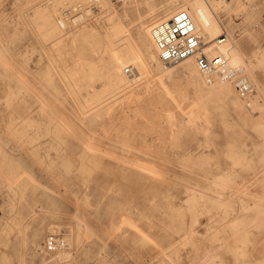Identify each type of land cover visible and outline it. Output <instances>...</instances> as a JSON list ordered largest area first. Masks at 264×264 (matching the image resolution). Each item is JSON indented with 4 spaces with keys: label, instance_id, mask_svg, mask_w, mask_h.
I'll return each mask as SVG.
<instances>
[{
    "label": "rangeland",
    "instance_id": "obj_1",
    "mask_svg": "<svg viewBox=\"0 0 264 264\" xmlns=\"http://www.w3.org/2000/svg\"><path fill=\"white\" fill-rule=\"evenodd\" d=\"M140 1L0 0V264H264V0L219 16L256 85L241 111L197 95L187 61L110 48L112 16L135 39L189 0ZM112 51L134 82L109 84Z\"/></svg>",
    "mask_w": 264,
    "mask_h": 264
},
{
    "label": "bare ground",
    "instance_id": "obj_2",
    "mask_svg": "<svg viewBox=\"0 0 264 264\" xmlns=\"http://www.w3.org/2000/svg\"><path fill=\"white\" fill-rule=\"evenodd\" d=\"M239 1L240 0H234L235 5H232V4L225 5L218 0H204V2L198 1V0H189V1L184 2V3L165 2L159 7L161 9L158 12H156L155 14H152V16L154 15L153 17H157L156 20L159 21L162 19L163 20L170 19V17L175 12L180 11V10L187 11L190 14V16L194 22L195 27L200 32V34L203 36V40H205L204 41L205 42V49H206L208 55L210 57H213L214 55L221 54L228 59V63L225 66L221 67L217 71H212V70L211 71H202L199 68V66L197 65V63L195 66V64L193 63V57L194 56H192V57H188V58L181 60V61H187V63L184 64L183 67H181L183 74L188 77L189 83L193 86L194 91L203 100H205V99L206 100H213L215 97H219L223 101L230 102L233 105L235 110L241 111L245 107V103L243 102L242 99H247L246 102L249 104L251 103V105H252V102L254 100H251V99H253L255 96H253V98H252L251 95L255 93L256 85L246 75V70H245L244 66L243 67L241 66L238 68L236 66H239V65H236V66L231 65V55H232L231 46L227 42L224 43L227 39L221 43H219V41H218V38L220 36L219 33L221 31H223V32L226 31V29H225V27H224V25L221 22V19L219 17L220 13H225V12L231 11V9H234L235 6H237L239 4ZM140 2H141V4L143 2V3H146L148 5L147 7L149 9V12H152L153 10H155V7H153V6H156V5L151 3L150 0H142ZM146 4H144V5H146ZM89 12H90V10L87 11L88 14H89ZM53 15H55V14H53V13L47 14V20L49 21V24L51 23L54 26V29H58L57 28L58 26L56 24L57 20L54 18L55 16L53 17ZM119 18H120V16L117 15V16H112L110 19L111 22H110V25L108 28L109 29V35H108L109 40L108 41H109L110 48L113 46H116V45L122 47L125 45V41L127 42V40H133L139 47L138 57H133V59L137 62L138 65L142 64V67L144 65H146V68L149 69V67H147V65L149 66L150 63L152 62V63H155L156 68L158 70L169 68L167 65L168 63L164 62L160 57L159 50H158L157 44L155 42V39H154V36L152 33V27L149 28L148 25H145V27L139 26V28L137 30V36L135 39L132 38L133 36H131V34H126V35H128V37L127 36L123 37L121 35V32L124 29L123 23L119 20ZM142 18H144V17H142ZM72 19H73L72 22L74 21L76 23L78 21L83 20L84 15L80 14V15L76 16L75 18H72ZM59 21H60L61 25L63 27H65V22L63 20H59ZM60 23H59V25H60ZM144 23H145L144 21H141L140 24L143 25ZM48 28H50V27H48ZM78 35L79 34L75 33L73 36L74 37L73 40H76L78 38ZM116 36H119V39L117 41L114 39V37H116ZM212 36H214V37L209 39V40H206L207 37L209 38ZM62 41H63L62 39L59 40V42H62ZM141 46H145V49H146V55L145 56H144V51L141 48ZM110 53L111 54H110L109 58L105 59V66L107 69L106 75H107V78L109 80V84L111 86H114V87H120L121 84H123L125 82H129L130 80L134 82L138 78L137 76L140 74V73H138V70H137V67L135 66V64L132 62L130 64V65H133V68H134L132 71H131V68L128 66L126 68H123V63L125 61H128V59L121 60L117 56L116 52L112 51ZM142 53H143V57H142ZM139 59H141V60H139ZM161 61L164 64V67L161 64ZM181 61H179V62L181 63ZM172 64H174V63H171L170 65H172ZM127 68H130V72L127 71ZM236 68H238L240 71L244 72L245 77L252 84H254L253 92L250 95L242 96L240 94V91L237 89V87L235 88L234 82L231 79L224 77V75L229 73L231 71V69H236ZM135 69L137 71H135ZM131 72H133V74L129 76L128 74ZM137 73H138V75H137ZM202 83L207 84V85L209 84L210 88H207L206 90L199 89V87L203 85ZM255 102H256V99H255ZM247 108H249V107H247ZM233 149H234V146H233ZM243 224H245V225L247 224L246 225L247 227L248 226L254 227V226H257L259 224V222H258V220H254V219L249 218V219H244ZM239 252L240 251L237 250L236 253L238 255H241L242 253L239 254Z\"/></svg>",
    "mask_w": 264,
    "mask_h": 264
},
{
    "label": "built area",
    "instance_id": "obj_3",
    "mask_svg": "<svg viewBox=\"0 0 264 264\" xmlns=\"http://www.w3.org/2000/svg\"><path fill=\"white\" fill-rule=\"evenodd\" d=\"M152 33L161 59L168 64L194 56L202 71H217L228 63V59L221 54L213 57L208 55L203 36L187 11L180 10L170 19L156 21L152 25ZM226 39V35H220L218 41L221 43ZM127 71L130 72V68ZM224 77L234 82L242 96L253 92L254 84L238 68L231 69Z\"/></svg>",
    "mask_w": 264,
    "mask_h": 264
},
{
    "label": "crops",
    "instance_id": "obj_4",
    "mask_svg": "<svg viewBox=\"0 0 264 264\" xmlns=\"http://www.w3.org/2000/svg\"><path fill=\"white\" fill-rule=\"evenodd\" d=\"M262 24H263V22H262V20H261V27H260V28H261V32H262V29H263ZM263 45H264V44H263Z\"/></svg>",
    "mask_w": 264,
    "mask_h": 264
}]
</instances>
